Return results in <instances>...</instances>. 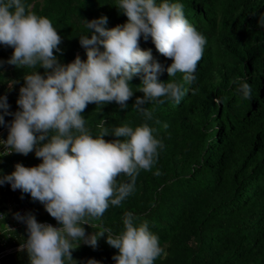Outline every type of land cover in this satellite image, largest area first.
<instances>
[{"label": "trees", "instance_id": "obj_1", "mask_svg": "<svg viewBox=\"0 0 264 264\" xmlns=\"http://www.w3.org/2000/svg\"><path fill=\"white\" fill-rule=\"evenodd\" d=\"M22 2L52 20L62 38L61 51L54 52L62 65L74 62L77 56L87 60L79 37L87 34L91 38L94 30L88 31L83 20L106 16L107 29L129 22L116 7L118 0ZM172 2L184 6L185 17L207 41L194 73L196 80L187 84L180 73L170 78L166 68L172 61L159 54L151 37L145 40L141 36L139 43L164 65L160 82L171 79L184 85L181 102L166 97L160 98L165 100L163 104L150 102L143 106L152 113L151 119L146 118L133 108L136 99L143 97L139 89L142 79L136 76L129 82L134 94L126 102V109L114 101L92 103L81 114L94 136L101 119L106 120L109 130L125 123L133 128L146 123L164 145L152 170L140 171L134 192L120 206L110 205L99 223L119 233L125 211L147 220L166 253L154 264H264V27L259 26L264 0ZM13 52L12 47L0 44V97H7L8 111L13 114L4 116L0 141L8 138L14 114L21 110L17 104L20 88L31 71L8 63ZM37 71L45 74L43 68ZM237 77L250 84V99H243L237 91L239 84L233 83ZM194 89L199 91L193 94ZM218 98L219 104L215 103ZM105 139L113 141L116 137L110 134ZM4 150L0 144V179L11 175L17 164L31 168L42 163L35 150L27 156L14 151L4 155ZM6 201L0 199V214L7 209ZM9 202L18 210L24 207L23 216L32 214L39 223L60 227L42 203L20 189L11 194ZM84 227L86 234L98 230ZM11 231L1 238L0 251L19 246L28 238L25 223ZM106 240V236L99 239L95 248L81 241L72 253L73 259L77 264H88L89 260L116 264L113 256L118 250ZM21 252L10 254L5 264H15Z\"/></svg>", "mask_w": 264, "mask_h": 264}, {"label": "clouds", "instance_id": "obj_2", "mask_svg": "<svg viewBox=\"0 0 264 264\" xmlns=\"http://www.w3.org/2000/svg\"><path fill=\"white\" fill-rule=\"evenodd\" d=\"M116 7L129 22L107 29L106 16L83 20L88 31L94 30L91 38L87 34L79 37L87 60L77 56L74 62L62 65L54 55L61 51L62 38L52 20L38 15L22 0H0V44L14 49L8 63L31 70L20 88L17 104L21 110L14 114L8 138L0 144L8 149L4 155L14 151L27 156L35 150L42 160L31 168L15 165V171L0 179V185L9 183L12 190L30 194L60 225L39 223L32 214H15L27 226L28 238L20 250L27 251L30 264H77L72 253L80 242L95 248L105 236L106 243L118 250L113 256L116 264H154L166 255L148 221H141L131 211L124 212L119 233L99 223L110 205L120 206L134 192L140 171L152 170L158 150L164 147L162 141L146 123L135 128L125 123L109 130L105 119L100 120L94 136L81 114L92 103L114 101L126 109L134 94L129 82L136 76H141L143 97L136 99L133 108L146 118L151 119L152 113L143 106L153 101L163 104L161 97L179 104L184 85L171 79L159 81L164 65L154 60L151 50L141 49L140 38L151 37L159 54L172 61L166 68L168 76L180 73L187 84L196 80L194 73L207 41L185 17L181 3L118 0ZM259 26L264 27V16ZM233 83L239 84L237 91L243 99L251 98L249 83L239 77ZM198 91L194 89L193 94ZM220 102L219 98L215 101ZM8 109L7 97H0V125L5 123V115H13ZM110 134L116 139L107 141ZM121 175L127 179L120 181ZM84 225L98 230L86 234ZM88 264L99 262L89 260Z\"/></svg>", "mask_w": 264, "mask_h": 264}, {"label": "crops", "instance_id": "obj_3", "mask_svg": "<svg viewBox=\"0 0 264 264\" xmlns=\"http://www.w3.org/2000/svg\"><path fill=\"white\" fill-rule=\"evenodd\" d=\"M15 191H18V189L12 190L11 185L9 183L0 185V199L7 200L6 201L7 203L5 204L7 209L2 214H0V220H1L0 221V240L1 241L4 238V236L8 233V231L12 230L13 228L16 229L22 224H24L22 222H19L15 218V214L19 213V210L16 208V206H12L9 202L11 194ZM3 221H6V224H4ZM4 243H6V241ZM14 262L15 264H26L27 263L25 262L24 258L20 256L19 258L14 259Z\"/></svg>", "mask_w": 264, "mask_h": 264}, {"label": "built area", "instance_id": "obj_4", "mask_svg": "<svg viewBox=\"0 0 264 264\" xmlns=\"http://www.w3.org/2000/svg\"><path fill=\"white\" fill-rule=\"evenodd\" d=\"M8 131V135H9V129L7 130ZM7 139H3L2 141H6ZM8 151V149H6L5 148V150H4V153L5 152H7ZM11 153V152H10ZM9 153V154H10ZM8 154V155H9ZM19 213H20V215L21 216H23L24 215V213H25V208L23 207H21V208H19ZM15 228H13L12 230H14ZM16 251H21L20 250V245L19 246H15V247H10V248H7V249H5V250H3V251H0V264H5V259L10 255V254H12V253H14V252H16Z\"/></svg>", "mask_w": 264, "mask_h": 264}, {"label": "rangeland", "instance_id": "obj_5", "mask_svg": "<svg viewBox=\"0 0 264 264\" xmlns=\"http://www.w3.org/2000/svg\"><path fill=\"white\" fill-rule=\"evenodd\" d=\"M20 257L24 258L25 262H27L26 264H30L29 256L26 250L20 253Z\"/></svg>", "mask_w": 264, "mask_h": 264}]
</instances>
